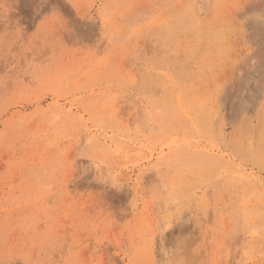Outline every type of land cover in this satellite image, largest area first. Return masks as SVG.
Instances as JSON below:
<instances>
[{
	"label": "rangeland",
	"instance_id": "obj_1",
	"mask_svg": "<svg viewBox=\"0 0 264 264\" xmlns=\"http://www.w3.org/2000/svg\"><path fill=\"white\" fill-rule=\"evenodd\" d=\"M0 264H264V0H0Z\"/></svg>",
	"mask_w": 264,
	"mask_h": 264
}]
</instances>
